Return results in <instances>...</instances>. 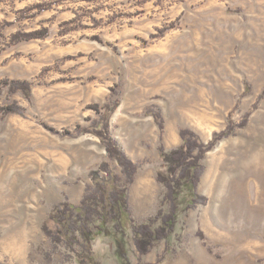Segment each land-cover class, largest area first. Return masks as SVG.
Returning <instances> with one entry per match:
<instances>
[{
    "label": "rangeland",
    "instance_id": "1",
    "mask_svg": "<svg viewBox=\"0 0 264 264\" xmlns=\"http://www.w3.org/2000/svg\"><path fill=\"white\" fill-rule=\"evenodd\" d=\"M108 113L141 165L129 189L138 222L160 208V144L178 147L184 127L205 141L226 133L204 160L206 201L182 205L168 244L141 261L129 229L132 264H264V0H0V260L63 264L44 257L42 225L60 202L80 204L104 161L120 170L90 130ZM93 249L99 264H126L112 236Z\"/></svg>",
    "mask_w": 264,
    "mask_h": 264
},
{
    "label": "trees",
    "instance_id": "2",
    "mask_svg": "<svg viewBox=\"0 0 264 264\" xmlns=\"http://www.w3.org/2000/svg\"><path fill=\"white\" fill-rule=\"evenodd\" d=\"M46 35L48 29H42L18 32L13 38L22 40ZM6 84L13 89L30 88L26 80H13ZM92 108L98 112L101 110L99 104H93ZM4 111L6 114L21 112L22 108L10 105ZM153 114L163 132V115L159 111H153ZM109 117L110 113L101 116L90 130L101 138L109 159L116 161L120 170L114 169L109 160L104 161L99 168L90 172L92 183L88 185L80 204L64 200L52 209L42 225L51 243V249H42L48 262H52L54 255L60 253L63 264H99L95 258L93 241L96 236L104 235L115 239L121 259L126 264H132L127 258L123 241L129 229L141 261L142 256L150 253L161 241L165 240L168 244L176 229L182 205L191 209L206 201L205 196L199 192L205 170L204 160L216 142L226 135L225 131L215 133L212 139L205 141L195 130L184 127L180 130L182 142L178 147L167 150L163 143L160 144V154L165 166V171H160L157 175L158 182L164 188L160 208L147 221L138 222L133 216L129 189L141 165L113 137ZM165 257L166 251L157 261L161 262ZM0 264L9 263L0 260Z\"/></svg>",
    "mask_w": 264,
    "mask_h": 264
}]
</instances>
